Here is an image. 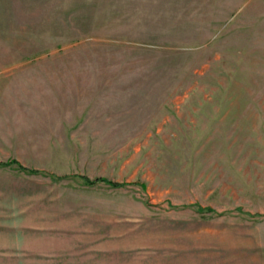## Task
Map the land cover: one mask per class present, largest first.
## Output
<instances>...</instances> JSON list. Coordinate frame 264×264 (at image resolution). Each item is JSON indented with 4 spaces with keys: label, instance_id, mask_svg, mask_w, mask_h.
I'll list each match as a JSON object with an SVG mask.
<instances>
[{
    "label": "rangeland",
    "instance_id": "1",
    "mask_svg": "<svg viewBox=\"0 0 264 264\" xmlns=\"http://www.w3.org/2000/svg\"><path fill=\"white\" fill-rule=\"evenodd\" d=\"M0 264H264V0H0Z\"/></svg>",
    "mask_w": 264,
    "mask_h": 264
},
{
    "label": "crops",
    "instance_id": "2",
    "mask_svg": "<svg viewBox=\"0 0 264 264\" xmlns=\"http://www.w3.org/2000/svg\"><path fill=\"white\" fill-rule=\"evenodd\" d=\"M62 76V74H60ZM37 76H40V74H37ZM67 77H63V80H73V83H62L60 82L61 78H56L55 75H51V77L49 78H43V83L40 82L39 84L36 82L33 86L36 89L37 93L40 92V94H42L43 97H46L47 95L51 96L52 98H55L57 102H60L59 98V92H63L65 90H70L73 89V91L75 90H82V91H86L84 89H86L87 87V83H77V81L79 80H87V75L86 76H82L80 74H74V73H68L67 75H65ZM57 80V81H56ZM59 80V81H58ZM67 87L68 89L63 90V88ZM43 88H45L46 90H44ZM77 95V94H76ZM79 98V97H77ZM74 99V97L72 98ZM82 99H75L74 103L81 101ZM84 103H87V100H84ZM83 112H85L82 115L76 116L74 117V119L70 120L73 123L68 124L67 126H69L70 128H83V127H87V108L83 110Z\"/></svg>",
    "mask_w": 264,
    "mask_h": 264
},
{
    "label": "trees",
    "instance_id": "3",
    "mask_svg": "<svg viewBox=\"0 0 264 264\" xmlns=\"http://www.w3.org/2000/svg\"><path fill=\"white\" fill-rule=\"evenodd\" d=\"M85 181L87 182V179H85Z\"/></svg>",
    "mask_w": 264,
    "mask_h": 264
}]
</instances>
